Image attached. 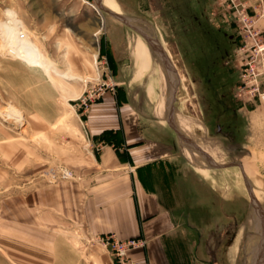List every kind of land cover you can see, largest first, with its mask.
<instances>
[{
  "label": "rangeland",
  "instance_id": "374dc122",
  "mask_svg": "<svg viewBox=\"0 0 264 264\" xmlns=\"http://www.w3.org/2000/svg\"><path fill=\"white\" fill-rule=\"evenodd\" d=\"M107 6L101 0H0V264H9L3 242L9 226L22 234L25 197L29 202L41 185L73 176L68 168L79 153L93 149L84 131L89 104L121 83L131 84L195 146L178 139L194 169L215 168L213 158L221 166L241 165L208 171H216V181L207 179L220 193L239 194L242 210L234 242L224 234L230 220L217 237L216 264H264V100L242 82L252 52L237 22V10L244 12L264 38V0H109ZM124 20L168 55L176 93L164 57L162 63ZM23 39L41 66L17 56ZM139 39L148 48L149 69L137 79ZM213 257L203 260L215 264Z\"/></svg>",
  "mask_w": 264,
  "mask_h": 264
},
{
  "label": "crops",
  "instance_id": "0c3cea01",
  "mask_svg": "<svg viewBox=\"0 0 264 264\" xmlns=\"http://www.w3.org/2000/svg\"><path fill=\"white\" fill-rule=\"evenodd\" d=\"M120 85L89 104L84 131L93 149L67 167L73 176L25 197L22 234L9 226L3 240L9 264H113L89 242L106 235L143 240L129 253L138 264H210L204 254L216 264L217 237L241 220L239 194L209 183L214 172L204 169L220 168L194 169L178 139L195 146L131 84Z\"/></svg>",
  "mask_w": 264,
  "mask_h": 264
},
{
  "label": "built area",
  "instance_id": "2783aa9c",
  "mask_svg": "<svg viewBox=\"0 0 264 264\" xmlns=\"http://www.w3.org/2000/svg\"><path fill=\"white\" fill-rule=\"evenodd\" d=\"M261 17H264V11ZM237 22L244 42L249 44L248 48L252 52L244 64L242 82L245 87H249L253 97L264 100V38L254 30V21L244 12L237 10ZM66 176H69L68 172H64L63 177ZM89 242L106 251L113 264H138L129 257V253L144 245L143 240H120L114 235L90 238Z\"/></svg>",
  "mask_w": 264,
  "mask_h": 264
},
{
  "label": "bare ground",
  "instance_id": "6f19581e",
  "mask_svg": "<svg viewBox=\"0 0 264 264\" xmlns=\"http://www.w3.org/2000/svg\"><path fill=\"white\" fill-rule=\"evenodd\" d=\"M109 3V0H101V4L104 6H107ZM108 7V6H107ZM140 23V22H139ZM140 25V24H139ZM136 27V26H135ZM13 29V28H11ZM11 31V30H9ZM9 34H11V32H9ZM18 36L22 39L24 38V34L22 32L18 33ZM24 40V39H23ZM19 40V45L16 49L17 51V56L20 57V59L22 61L25 62V64H27L28 66L31 67H35V66H41L42 63H40V59H39V55L37 53V51H35V49L31 46V44H29L26 40ZM159 47V46H158ZM160 53L162 54V56L164 57V53L161 50V48L159 47ZM16 53V52H15ZM133 55H134V59L136 60L137 64H138V70L136 72V78H140L142 77L145 72L149 69V52H148V48L146 46V44L141 41L140 39L137 40L136 44L133 47ZM41 58V57H40ZM43 62V61H42ZM135 78V80H136ZM159 109V107H158ZM161 110V109H160ZM3 111V110H2ZM7 111V110H6ZM159 111V110H158ZM8 113V111H7ZM3 114V113H2ZM1 115V114H0ZM10 115V114H9ZM12 115V113H11ZM10 115V116H11ZM16 116V115H15ZM1 117V116H0ZM8 117V115H7ZM6 117V118H7ZM18 117V116H17ZM9 118V117H8ZM20 118V117H19ZM16 121H20V120H16ZM181 123V122H180ZM182 124V123H181ZM185 128V127H184ZM196 146L200 147L202 149V151H205L207 153V150L199 143L196 144ZM188 150V149H187ZM185 153V152H184ZM189 154V151H188ZM192 154V153H191ZM186 155V154H185ZM211 158V157H210ZM191 159V158H190ZM215 160L216 163H219L217 159L213 158ZM204 160V159H203ZM191 161V160H190ZM193 162V161H192ZM220 164V163H219ZM233 168V167H232ZM230 167V169H232ZM221 170H225V169H221ZM239 170V169H238ZM245 171V169H244ZM203 172H207L208 170L204 169ZM216 172V171H214ZM243 172V171H242ZM246 172V171H245ZM247 175V174H246ZM242 180V179H241ZM251 180V178H250ZM243 183V182H242ZM241 183V184H242ZM255 191V190H254ZM255 197V196H254ZM260 233V232H259Z\"/></svg>",
  "mask_w": 264,
  "mask_h": 264
},
{
  "label": "water",
  "instance_id": "95a60500",
  "mask_svg": "<svg viewBox=\"0 0 264 264\" xmlns=\"http://www.w3.org/2000/svg\"><path fill=\"white\" fill-rule=\"evenodd\" d=\"M105 10V8H104ZM107 11V10H106ZM116 18H119L117 16H115ZM120 19V18H119ZM122 20V19H120ZM126 25H128L130 28H132L133 30H135L137 33H139L145 40L146 42L152 47V49L154 50V52L157 54V56L160 58L161 62L163 63V56L162 54L160 53V50H159V47H158V44L155 40H152L145 32H143V30L129 24L128 22H126L125 20L123 21ZM164 61L167 63L168 67H169V76H170V79H171V86H172V89H173V92L176 93L177 90H178V80L175 76V70L173 68V65L168 57V55L164 52ZM169 121V120H168ZM170 125H171V122L169 121ZM174 130L178 133V135L183 139V137L181 136V134L177 131V129L175 128L174 125H171ZM210 161L213 162V164L218 167V168H223V167H230V166H237L239 167L241 170H242V167L239 163H236V164H232V165H227V166H221L219 164H217L214 160H211V159H208Z\"/></svg>",
  "mask_w": 264,
  "mask_h": 264
},
{
  "label": "flooded vegetation",
  "instance_id": "af4514ba",
  "mask_svg": "<svg viewBox=\"0 0 264 264\" xmlns=\"http://www.w3.org/2000/svg\"><path fill=\"white\" fill-rule=\"evenodd\" d=\"M241 223H242V221L240 220V223L239 224L237 222L235 224H229L228 227H226V229L224 231V234L226 233L227 234V237H230L229 238V241H230L229 243H231L235 239V237L237 236V232L239 231V229L241 230V228H238V225H240ZM241 226H242V224L240 225V227ZM219 243H221V242H219ZM240 249H241V245H240Z\"/></svg>",
  "mask_w": 264,
  "mask_h": 264
}]
</instances>
